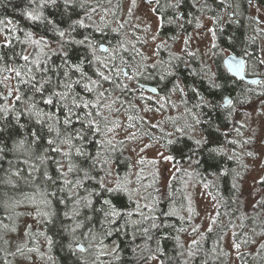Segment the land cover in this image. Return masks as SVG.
Instances as JSON below:
<instances>
[{
    "label": "trees",
    "instance_id": "obj_1",
    "mask_svg": "<svg viewBox=\"0 0 264 264\" xmlns=\"http://www.w3.org/2000/svg\"><path fill=\"white\" fill-rule=\"evenodd\" d=\"M257 1L264 4V0ZM234 2L240 3L239 6L247 5L246 0H227L225 22L222 23L221 18L213 19V28L216 31V43L213 48L214 77L219 87H212L211 81L199 75L202 73V62L197 54L178 55L167 50L161 51V61L155 63L157 65L155 69L151 67L153 64L139 65L143 70V75L136 76L134 81L123 75V69L120 75H115L117 70H121L122 63L127 68V72L133 68V53H138L135 50L138 45L132 44V46L119 31L106 29L97 32L95 29L98 26L94 23L93 16L110 3L115 4L116 10L113 12L118 14L117 9L118 6L120 7L121 0H75V11L71 15V20L83 19L87 27L78 28L73 36L75 39H82L84 35H90L97 44L95 55L105 63L114 66L111 73L112 81L103 82L101 88V91L108 90L105 103L111 105L110 111L103 110L107 121L101 122V129L104 130L105 124H108L113 115L120 114L122 111L135 116L139 114L138 101L141 100V96L138 94L145 91L139 86L140 81L154 84L159 88L160 93L169 94L175 82L171 79L172 77L160 79L162 71L168 66L177 70L187 94V99L182 100L183 113L180 114V127L186 124L192 127L186 136H179L175 132L178 128L175 125L173 135L167 137L164 133L161 138L163 147L174 157L173 162L176 165V170L166 186L162 184L157 170L147 174L144 172L148 163L144 162L136 177L137 188L130 187L132 158L126 151L124 143L120 141L112 142L111 146L105 144L104 149H100L97 141L104 139V136L94 137L91 131L85 132L83 142L73 140L76 146L85 144L86 150L93 156L98 151H103L105 155H102L100 160L107 159L115 164L119 184L128 189V192L114 191L102 194V199H109L118 209L132 213L130 217H122L115 228L110 229L112 234L106 236L100 226L102 219L100 214H94L81 206L80 214L73 216V212L77 209L74 206L72 194H77V198H83L92 189L100 191L97 180L105 178L108 165L98 164L97 168L90 173L96 176L97 180L84 181V187L77 188L75 181L82 179V173L69 172V164L87 167V163L82 162L83 158L76 157L74 149L71 156L65 158L62 153L53 152L47 145L48 139H55L57 143L52 147H60L62 152L68 151L67 145L61 144L60 140L66 134L82 129L84 126L79 122H74L71 126L65 127L61 123L57 126L61 135L57 137L55 132L48 133L47 123L41 127L36 124L34 117L22 115L20 123L25 125L24 128L13 127L11 134L6 131L3 136H0V148L4 149L0 152V260L4 261L7 253L5 231L15 225L14 217L19 212L18 206L34 196L39 199L40 204H46L45 201H48V213H54L44 218V235L51 238L50 249L57 264H148L154 259L159 260L158 264H232L227 246L228 234H231L235 243L240 244L239 264H264V249L261 248L264 244V173L256 182L257 189L254 199L248 202L246 200L248 192L243 185L245 171L242 169L246 158L245 155L240 156L239 154V134L236 131L239 129L240 132V129L245 127L239 121L238 109L254 97L255 89L264 82V72L258 84H251L232 75L224 65V52L231 50L246 59V74L256 75L252 73V65L259 61L260 56L258 39H250L249 27H246L243 17H241V23L238 24L229 14L235 9ZM42 3L44 6H41ZM80 4H84L85 7L81 9ZM93 8L95 12L91 11ZM27 12L34 14L42 12L44 17L54 21L61 30L67 29L71 22L64 12L63 0H57L55 5L49 0H0V30L7 33L15 31V35L10 36L13 41L12 47H0V54H4V59L0 60V70L9 67L20 69L25 62L17 54L31 53L35 57L38 47H44L22 43L26 40L28 32L33 33L34 39L44 37L47 41L45 51L51 57V65L61 64V49L58 43L62 38L52 30V26L48 25L46 20L28 19ZM88 16L91 18L89 19ZM197 24V18H193L192 22L189 17L177 20L175 17L163 15V25L159 32L167 39L176 40L181 31L188 33ZM16 37L19 39L17 40ZM103 43L107 45V52L98 46ZM121 44L123 47H120ZM64 51L71 53L73 62L85 56L87 60L93 61L92 52L86 51L85 47L66 44ZM176 56L179 59H173ZM136 57L139 61V56L136 55ZM83 68L92 79H97L96 69L105 71L106 75L110 74L94 61L91 64L85 62ZM130 73L132 74L131 71ZM77 78L79 75L73 72L72 79ZM124 85H127V88H123ZM74 88L75 92L80 93L81 96L94 101V94L84 93L80 86L74 85ZM193 89L199 95L194 94ZM4 91L3 82L0 83V94L5 96ZM20 92L25 94L24 100L31 95L25 85L20 86ZM200 96L212 101L218 107L213 109L203 105L200 108L194 107ZM226 96L232 98L231 105H224ZM71 98L70 96L69 102ZM35 99L40 101V96L37 95ZM3 102L0 100V103ZM12 104L17 109L25 107L23 101L14 100ZM38 107L44 112L53 111L52 106H45L43 103H38ZM187 109L196 113L202 122L195 124ZM73 110L83 116V113L90 109ZM15 115L16 113H9L3 120H0V127L14 125ZM58 115L63 119L64 111L61 110ZM93 116L95 117V111H93ZM141 119L146 118L142 116ZM196 127L199 129L197 132L194 130ZM36 131L44 137L40 148L30 147L29 133ZM19 139H25L27 143L24 148L14 150V143ZM196 140L201 141L199 146L196 145ZM232 141H237V143H232ZM43 149H48V151L44 152ZM41 155L46 157L43 163L38 159ZM25 160L28 161L27 164L24 163ZM45 171L53 177L55 184L44 179ZM16 172L20 175H15ZM64 180L72 181V186H66L63 183ZM105 183L109 188L116 186L111 185L107 179ZM190 186L204 187L216 203V212L210 226L201 231L195 239L197 243L191 242L187 245L183 240V234L193 226L194 220ZM60 188L64 191H58ZM136 190L139 191V195ZM52 192H56V195L52 196ZM129 193H131V198ZM92 199L95 206L99 208V200L95 197ZM61 200L64 203H60ZM66 212L67 216L64 215ZM87 216H93V219L88 221ZM144 217H150V219L145 220ZM125 220L128 221L127 225L124 223ZM131 221L138 223L132 224ZM152 223H155L157 227H151ZM77 224L81 227L77 228ZM74 228L75 232L72 231ZM90 231L92 235H89ZM77 240L83 241L86 245L84 251H79L74 247ZM70 243L72 244L71 250L68 247Z\"/></svg>",
    "mask_w": 264,
    "mask_h": 264
},
{
    "label": "rangeland",
    "instance_id": "obj_2",
    "mask_svg": "<svg viewBox=\"0 0 264 264\" xmlns=\"http://www.w3.org/2000/svg\"><path fill=\"white\" fill-rule=\"evenodd\" d=\"M114 5V3H110L104 9L97 11L93 16L94 23L102 30L115 29V31L122 32L124 38L131 45H138V48L135 49L138 53H133V68L142 69L139 65L159 63L162 56L161 51L167 50L178 55L197 54L202 62V74L206 77L215 75L213 44L216 43V31L213 28L212 18H200V27L188 33H180L176 40H170L159 32L162 19L156 12L155 0H121L120 7L118 6L117 9L118 14L113 12V10H116ZM130 9L131 11H129ZM249 11L250 15L248 18L252 23L250 35H253L252 40L258 39L260 48L259 61L252 65V73L261 75L264 72V63H262L264 61V4L250 3ZM5 35L14 36L15 31L7 33L0 30V45ZM189 37L188 43L185 44V39ZM160 45L163 46L161 47ZM226 53H228L227 50L224 55ZM136 55L139 56V61H137ZM123 66L124 64L122 63L120 66L121 70ZM169 67H166L161 74L166 78L172 77L171 79L175 83L179 82L184 89L183 92L177 90L175 92L170 91L169 94L163 92L154 94L145 90L138 94L141 96V100L138 101L140 111L137 116L122 111L120 114L113 115L107 124V127L115 129L114 133L110 134L108 138L112 142L123 141L126 151L132 158L129 186L133 189L137 188L136 177L144 164L140 162L141 160L148 162L144 172L147 174L150 171L157 170L164 186L168 184L176 170L173 159L165 160L163 158L170 154L163 147L161 138L164 133L167 137L171 136L169 133L173 135V127L175 125L180 127V114L183 113L182 100L187 99V94L181 77L176 74L173 67H171L172 74H167ZM133 68L130 69L131 72ZM208 68L211 69L210 72L206 71ZM7 69L3 68L0 70V80L5 85V96L7 95L6 85L11 84L15 87L17 84L14 73H9ZM130 71L128 72L131 75ZM5 77H11V79L5 80ZM14 96L15 93L13 98L8 100L9 104L14 102ZM238 110L240 113L239 121L245 126L240 129L242 135H238L239 154L240 156L245 155L246 158L242 168L245 171L243 174V185L248 192L246 200L251 202L257 189L256 182L264 173V82L255 89L254 97L250 102ZM130 116L133 118L132 120H129ZM142 116L146 119H141ZM133 124L135 127L129 126ZM153 125H156V127H153ZM194 130L196 132L199 131L197 127ZM130 133H134L136 138H127ZM245 140L250 142L244 144ZM249 151L253 152L254 155L248 156L246 153ZM152 161H156V163H151ZM108 168L111 169V174L107 175V181L113 186L117 185L119 180L115 164L110 162L106 172ZM190 190L192 207L194 208V220L193 226L183 234V240L187 245L194 241L201 231L210 226L216 212V203L204 187L190 186ZM136 193L139 195V191L136 190ZM48 210V205L40 204L39 199L34 196L28 198L26 203H21L18 206L19 212L14 217L15 225L5 231L8 247L5 259L4 261L0 260V264H57L48 243L49 238L44 235V213L48 212ZM233 243L231 234H228L227 246L230 251L231 262L232 264H239V250L233 247ZM18 248L21 249L20 252L17 251ZM28 249H36L37 251L29 252ZM158 263L159 260L154 259L148 264Z\"/></svg>",
    "mask_w": 264,
    "mask_h": 264
},
{
    "label": "snow or ice",
    "instance_id": "obj_3",
    "mask_svg": "<svg viewBox=\"0 0 264 264\" xmlns=\"http://www.w3.org/2000/svg\"><path fill=\"white\" fill-rule=\"evenodd\" d=\"M49 2L53 5L57 3V0H49ZM183 3V0H175V3L171 4L170 7L174 9H178ZM64 5V12L68 16L69 20H71V15L75 11V0H63ZM41 6H44L43 3ZM81 9L85 7L84 4L79 5ZM195 6V3H194ZM207 5H203L201 7V10L203 8H206ZM92 12H95L96 10L93 8L91 10ZM131 11V9L129 10ZM26 16L28 19L32 21H42L46 20L48 25L52 26V30L58 34L60 38H62L61 42L58 43V47L61 49L60 52V59L61 64L60 65H51L50 60L51 57L48 56L47 52L45 51V48L47 47V41L44 39V37H40L38 39L33 38V33L28 32L26 34V40L22 43H30L33 46H40L43 45L44 47H38V51L35 57L32 56V54L28 55H21L20 59H22L25 63L21 66L20 69H17L15 67L8 68L7 71L9 73H14V77L17 81V84L15 87H13L11 84L6 85L7 87V95L4 96L3 94H0V100H3V103H0V120H3L9 113H16L14 117V125L8 126L5 125L3 127H0V136H3L4 133L7 131L9 134L12 132L13 127L18 128H24L25 125L20 123V118L22 115H28L30 118H35L36 124L43 127L44 124L47 123V131L49 134H52L53 132L56 133L57 137L61 135L59 128L57 127L61 123L65 126H71L74 122L81 123L84 127L79 130H74L72 133H68L64 136L63 139L60 140L61 144L67 145L68 151H63L60 147H52L54 144L57 143L55 139H48L47 145L48 147L56 153H62V155L65 158H69L72 154V150L74 149L76 157L83 158V163H87V167H81L80 165H73L69 164L68 171L69 172H79L82 173V179H77L75 181V187L77 188H83L84 187V181H91V180H97L96 176H92L90 173L92 170H95L98 166V164L101 165H108L110 164V161L107 159L100 160V157L102 155H105L103 151H98L94 156L91 155L87 150L85 144H81L80 146H76L73 144V140H85V132L91 131L92 135L95 137L96 135H102L105 138L97 141L100 149H104L105 144L108 146L112 145V140L108 138L110 134L114 133L115 129L113 127H107L105 124V129H101V122L107 121V117L104 115V109L111 110V105L106 104L105 100L107 99L106 93L108 92L107 89H104L101 91V88L103 87V82H111L113 79V75L111 74L113 71L112 65L109 63H105L102 61L98 56L95 55V50L97 48L96 41L90 36V35H84L82 39H75L73 36V33L76 32L78 28H86L87 25H85L83 19H76L71 20V22L68 24L67 29L61 30L59 26L52 20H48L46 17L43 16V13H37L34 14L33 12H27ZM90 19L91 17L88 16ZM183 19V16L179 13H177V20ZM175 22V21H170ZM123 27V25H121ZM197 27H200V24H197ZM97 32H102V29L100 27H97L95 29ZM115 31V29H114ZM213 35L215 37V32L213 30ZM67 39H64L66 38ZM18 40L19 38L16 37ZM155 39V37H153ZM188 39H185V44L188 43ZM12 39L5 35L2 45L0 47L3 48H11L12 47ZM70 44L73 46H79V47H85L86 51H90L93 54V61L100 64L101 68L104 70H107L110 74L106 75L105 71L96 69L95 75L97 76V79H92L83 68V65L85 62L88 64L93 63V61L87 60V56H85L83 59H78L77 62H73L71 59V53L69 51H64L65 45ZM99 48H101L103 51L107 52L108 49L104 47L103 44L98 45ZM161 47L163 45H160ZM120 47H123L121 44ZM213 47H215V44H213ZM189 55H192V53H188ZM43 57V59H41ZM4 59V54H0V60ZM173 59H179L178 56L173 57ZM264 63V61H262ZM43 65V67H42ZM243 66V61H237L235 63L229 62L228 67L232 69L233 71L239 72ZM153 69L157 67V65L153 64L151 65ZM67 69V70H65ZM122 70H117L115 72V75H120ZM206 71L210 72L211 69L208 68ZM77 73L79 75V78L73 80L72 79V73ZM49 73H52V75H49ZM169 75L172 74L171 67L168 68ZM123 75L131 80L134 79L136 76L143 75V70L140 68H133L132 74L130 75L128 72H123ZM53 76H55V79H53ZM39 77V78H38ZM11 77H5V80H9ZM160 79L163 80L164 76H160ZM211 79V85L212 87H219L215 83V77L213 76ZM0 83H3L0 81ZM25 85L27 86V89L29 92H31V95L28 96L27 100H24V93L20 92V86ZM75 86L82 87V90L84 93L92 95L94 94V101L86 99L85 96H81L80 93L75 92ZM119 87V85H117ZM123 88H127V85H124ZM179 90L180 92H183L184 89L180 86L179 82L175 83L173 85V88L171 91L175 92ZM153 92L157 91L155 88L152 89ZM16 102L23 101L25 107L23 109H17L14 104H9L8 100L13 98ZM47 93V95H45ZM193 93L196 95H199L198 92H196L195 89H193ZM39 95L40 101H36L35 97ZM71 98V101L69 102V97ZM163 99V98H162ZM38 103H43L45 106H52L53 111L50 112H44L43 109H40L38 107ZM115 103V101H113ZM226 104L231 105L233 101L231 99L225 100ZM201 105L213 109L218 107V105H215L212 101L204 98L203 96H200V99L198 103L194 106L196 108H200ZM90 109L89 111H85L83 113V116L75 112L73 109ZM63 110L64 116L63 119L58 115V113ZM150 110V109H146ZM93 111H95V117L93 116ZM189 114L192 116L193 120L195 121V124H200L202 121L199 118V116L196 113H192L190 109H187ZM203 115V113H201ZM231 115V113H229ZM133 118L130 116L129 120H132ZM130 127H135V125H129ZM153 127H156V125H153ZM192 126L185 125L183 127H178L175 129V132L179 134V136H186L188 134V130ZM238 134H241L239 132V129H236ZM31 137L30 147L36 146L37 148L42 147L41 141L44 139V137L39 133V131L36 132H30L29 133ZM169 135H172L169 133ZM127 138L135 139L136 136L134 133L128 134ZM250 141L245 140L244 144L249 143ZM27 141L25 139H19L14 143V150H19L24 148ZM120 143H123L121 141ZM169 143H173V141H169ZM196 145L199 146L201 144L200 140L195 141ZM232 143H237V141H232ZM4 149L0 148V152H3ZM44 152H47L48 149H43ZM143 151V149H141ZM222 151V149H221ZM248 156H253L254 153L249 151L246 153ZM163 155V154H161ZM165 160H172L174 159L173 156H165L163 157ZM231 158V157H230ZM40 159L41 163L44 162L46 159L45 156L41 155L38 157ZM141 163H144L143 160L140 161ZM25 164L28 163L27 160L24 161ZM59 163V162H57ZM151 163H156V161H152ZM62 172V169H61ZM62 174H64L62 172ZM111 174V169L108 168V171L105 174V178L97 180V184L99 186L100 191H96L95 189H92L88 192V195L83 198H77V194H72V198L74 199V206L76 207V211L73 212V216H78L80 214L81 206L83 209H87L88 211L96 214H100L102 216V219L100 221L101 229L103 230L104 234L106 236H110L112 232L110 229H114L117 222L122 217H130L132 215L131 212H124L120 209H118L111 200L109 199H102L103 192H114V191H125L128 192V189L122 187L119 183L113 187L109 188L106 186L105 179L107 175ZM15 175L19 176L20 173L16 172ZM31 175V173H30ZM44 179L46 181H52L53 184H55V181H53V177L49 175L46 171L43 174ZM63 183L66 186H72L73 182L64 180ZM207 187V185H205ZM58 191H64L63 188L58 189ZM87 191V190H86ZM52 196L56 195V192L51 193ZM129 196L131 198V193H129ZM92 197H95L100 202V207L97 208L94 204V201ZM60 203H64L63 200L59 201ZM45 203H49L48 201H45ZM145 207H148L145 205ZM191 211V210H190ZM44 215L46 217L50 215H54V213H48L45 212ZM65 216L68 215V213H64ZM140 215H143V213H140ZM165 215H169V213H165ZM86 219L88 221H91L93 219V216H87ZM145 220L150 219V217H144ZM125 225L128 224V221L125 220ZM132 224L138 223L137 221H131ZM77 228L81 227L80 224L76 225ZM151 227L155 228L157 225L155 223H152ZM119 230V229H116ZM211 228L209 229V231ZM73 232H75V228L72 229ZM147 231V229H145ZM195 231V229H193ZM89 235H92L91 231L89 232ZM235 235V234H234ZM49 245H51L52 241L51 238L48 239ZM193 244H196L197 242L194 240L192 241ZM69 249H72V244L70 243L68 245ZM79 247V245H77ZM233 247L237 250L240 248L239 243H233ZM261 248L264 249V244L261 245ZM83 251V249H80ZM18 252L21 251V249H17ZM29 252L31 251H37L36 249H28ZM113 251H116V249H113ZM159 251V249H158ZM191 254V253H190ZM239 254V253H238ZM155 258V257H153Z\"/></svg>",
    "mask_w": 264,
    "mask_h": 264
},
{
    "label": "flooded vegetation",
    "instance_id": "obj_4",
    "mask_svg": "<svg viewBox=\"0 0 264 264\" xmlns=\"http://www.w3.org/2000/svg\"><path fill=\"white\" fill-rule=\"evenodd\" d=\"M213 1L217 3L215 7L211 5V0L210 1L209 0H183L182 5L178 9H174L170 7V5L175 3V0H155L156 12L162 19L161 26L163 25V15L168 14L172 18L173 17L177 18V13L181 14L183 16V19L185 17L197 18L198 23L200 22V18H204V17H210L212 19L221 18L222 23H224L226 16H227V10H226L227 0H213ZM254 2L259 3L257 0H246V3H247V5H245L247 8L246 15L248 16L250 15L249 14L250 13L249 11L250 3H254ZM194 3H195V6H194ZM205 4L207 5V7L201 10V7ZM259 4H262V3H259ZM236 23L240 24L241 20H239V22H236ZM195 28H197V25H195L191 30ZM181 33H187V32L181 31ZM227 51L228 53L224 55V58L227 54L234 53L231 50H227ZM224 58H223V62H224ZM246 69H247V61H246Z\"/></svg>",
    "mask_w": 264,
    "mask_h": 264
},
{
    "label": "water",
    "instance_id": "obj_5",
    "mask_svg": "<svg viewBox=\"0 0 264 264\" xmlns=\"http://www.w3.org/2000/svg\"><path fill=\"white\" fill-rule=\"evenodd\" d=\"M234 20L236 22H239V20L237 18H234ZM104 47L107 48V45L104 44ZM237 61H243V66L241 68V70L239 72H236V71H233L232 69H230L228 67V63L229 62H237ZM224 64H225V67L227 68V70L232 74L234 75L235 77L239 78V79H244L246 82L248 83H251V84H258L261 80H262V76L261 75H247L246 74V60L243 56H240V55H236L235 53H229L225 56L224 58ZM124 72H127V68L126 67H123L122 68ZM139 86L141 88H143L144 90L146 91H149L151 93H154V94H157L160 92L159 88L154 85V84H151V83H146V82H139ZM155 88L157 91L153 92L152 89ZM227 99H231L232 98L230 96H226L224 98V105L227 106L228 104L225 103V100ZM78 248H82L84 249V245L83 244H79V247Z\"/></svg>",
    "mask_w": 264,
    "mask_h": 264
},
{
    "label": "bare ground",
    "instance_id": "obj_6",
    "mask_svg": "<svg viewBox=\"0 0 264 264\" xmlns=\"http://www.w3.org/2000/svg\"><path fill=\"white\" fill-rule=\"evenodd\" d=\"M211 3H212L211 5L214 6V7L217 5V3L214 2L213 0H211ZM239 4H240V3H235V2H234V5H233V6H235V9L231 10V11L229 12V14H230V16H231V18H232L233 20H234V18H238L239 20H241V17H243V21H244L246 27H249V31H250V29H251L250 26H252V23L249 21V18H248L249 16L246 15L247 8H246L245 5H242V6L240 5V6H239ZM218 7H219V6H218ZM218 7H217V9H218ZM226 10H227V8H226ZM165 15L169 16L168 14H165ZM169 17H170V16H169ZM189 18H190V20H192V22H193V18H192V17H189ZM234 21H235V20H234ZM235 22H236V21H235ZM252 38H253V35H250V39H251V40H252ZM175 72H176V74H177V70H175ZM199 75H200L201 78L211 81V79H210V78H207L204 74L201 73V74H199ZM160 76H163V75L161 74ZM169 77H170V76H169ZM164 79H166V77H164ZM79 244H83V245H84V249H83V251H84L86 245H85L84 242L81 241V240H77V241L75 242V244H74V247H75L77 250L81 251L80 248L77 247V245H79Z\"/></svg>",
    "mask_w": 264,
    "mask_h": 264
}]
</instances>
